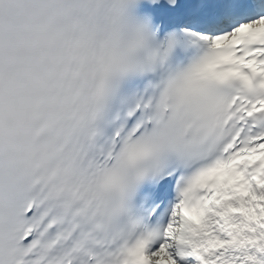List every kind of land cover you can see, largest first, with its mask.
Listing matches in <instances>:
<instances>
[{"label":"snow or ice","instance_id":"snow-or-ice-1","mask_svg":"<svg viewBox=\"0 0 264 264\" xmlns=\"http://www.w3.org/2000/svg\"><path fill=\"white\" fill-rule=\"evenodd\" d=\"M0 264H264V0H0Z\"/></svg>","mask_w":264,"mask_h":264}]
</instances>
